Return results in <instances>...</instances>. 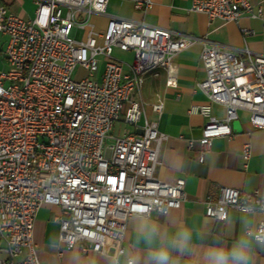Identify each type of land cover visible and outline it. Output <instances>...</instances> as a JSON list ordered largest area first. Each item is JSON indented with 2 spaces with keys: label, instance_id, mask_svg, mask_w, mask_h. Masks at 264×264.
Segmentation results:
<instances>
[{
  "label": "built area",
  "instance_id": "1",
  "mask_svg": "<svg viewBox=\"0 0 264 264\" xmlns=\"http://www.w3.org/2000/svg\"><path fill=\"white\" fill-rule=\"evenodd\" d=\"M32 1L27 19L0 7L8 65L0 71V236L7 252L0 264H41L32 231L44 204L62 211L58 241L67 249L77 244L81 252L104 251L106 238L121 243L133 215L166 214L181 205L184 179L165 182L153 175L164 134L145 116L144 102L132 95L156 69L164 70L166 86L175 88L172 59L187 46L202 43L205 78L197 86L225 109L224 118L216 119L208 104L191 106L190 112L207 117L199 158L214 137L231 135L238 109L249 113L253 127L264 129V54L244 49L239 55L196 36L172 37L168 29L119 16H110L105 29L95 31L89 17L104 13L107 0ZM134 6L146 10L151 2ZM190 10L222 22L261 16V8L253 10L249 0H192ZM114 48L132 52V61L115 59ZM77 66L87 71L79 79L73 76ZM152 109L160 113L162 102ZM120 119L141 132L113 136ZM249 154L246 143L243 159ZM227 208L264 215V189L221 186L216 197L204 201V214L215 219L224 220ZM245 231L264 233V219Z\"/></svg>",
  "mask_w": 264,
  "mask_h": 264
},
{
  "label": "crops",
  "instance_id": "2",
  "mask_svg": "<svg viewBox=\"0 0 264 264\" xmlns=\"http://www.w3.org/2000/svg\"><path fill=\"white\" fill-rule=\"evenodd\" d=\"M24 1L0 0V7L7 13L27 19L33 13L24 18L17 8ZM136 1L145 0H107L104 13L91 14L100 22H90L91 16L89 22L93 29L98 31V28L106 25L110 16H119L168 29L172 37L196 36L206 43H217L223 49L239 55L244 56V49L264 54V0H249L253 10L258 6L261 8L260 17L251 18L243 14L236 22L209 19L203 13L191 11L192 0H149L151 6L146 10L135 8ZM2 34L3 67L7 69L8 65L3 56L7 36ZM201 49L202 43L196 42L173 57L177 81L175 88L167 87L165 71L156 69L145 74L139 91L132 95L133 99L144 102L145 116L147 119L156 120L158 130L164 134L153 175L165 182H172L176 178L184 179V200L181 205L170 209L166 214L151 212L147 217L155 221L164 232L171 233L175 232L177 227H186L191 231L193 246L198 251L216 245L230 247L246 233L247 227H254L264 219V215L259 212H240L232 208L226 209L224 220L204 214L205 199L208 196L216 197L221 186L243 191L264 189V129L253 127L249 113L238 109L237 117L230 121L231 135L214 137L209 149L199 158L201 130L207 117L190 112L191 106L208 104L210 116L216 119L225 116L224 106L210 101L197 86V83L205 78L200 59ZM127 52L130 51L114 48L112 55L115 59L124 61L116 56L117 53ZM102 69L101 65L98 76ZM159 101L162 102V110L156 113L152 105ZM142 120L143 117L139 124ZM116 123L125 126L119 135L124 130L133 133L140 131L121 119L114 125ZM246 143L249 145L250 154L248 159L244 160L242 149ZM61 213L59 206L44 204L35 215L32 235L41 264H127L129 259L132 264H149L150 250L154 243H158V238L149 242L138 233L137 225L144 216L133 215L128 218L121 243L106 238L104 251L89 249L81 252L77 244L67 249L58 241V217ZM119 246L123 248L122 253H118ZM6 256V245L0 236V259ZM21 256L15 257L14 260H19ZM173 256L176 257V264H191L189 252L174 250ZM249 264H264V244L252 241Z\"/></svg>",
  "mask_w": 264,
  "mask_h": 264
},
{
  "label": "clouds",
  "instance_id": "3",
  "mask_svg": "<svg viewBox=\"0 0 264 264\" xmlns=\"http://www.w3.org/2000/svg\"><path fill=\"white\" fill-rule=\"evenodd\" d=\"M138 233L149 242L158 238L150 250L149 264H176L174 250L190 253L191 264H249L252 241L264 244V233H244L230 247L216 245L203 251L193 246L192 233L186 227H177L175 232H164L149 217L144 216L137 225Z\"/></svg>",
  "mask_w": 264,
  "mask_h": 264
},
{
  "label": "rangeland",
  "instance_id": "4",
  "mask_svg": "<svg viewBox=\"0 0 264 264\" xmlns=\"http://www.w3.org/2000/svg\"><path fill=\"white\" fill-rule=\"evenodd\" d=\"M17 8L23 14L24 18H27V17H30L32 15V13L34 11V8H35V5L30 0H25L24 3H22L21 6L18 5ZM90 22H93V23L97 24L100 21H98L97 19H95L94 16H91L90 17ZM105 26L103 28H98V31H103L105 29ZM82 34H83V30L82 29H79L77 31L76 37L78 39H80L82 37ZM3 41H4V36L0 32V69H1V71L6 70V67H3L4 66V61L2 59V45H3ZM117 55L118 56H116V58H118L120 60H124L125 62H131L132 61V54L130 52H127V53H117ZM102 60H104V59H102ZM86 74H87V71L84 70L83 68H81L80 66H77L75 68L74 72H73V76H74L75 79H79V78L85 76ZM124 127H125L124 124H122V123H116L114 125V128L111 130V134L113 136L119 135L120 131Z\"/></svg>",
  "mask_w": 264,
  "mask_h": 264
},
{
  "label": "water",
  "instance_id": "5",
  "mask_svg": "<svg viewBox=\"0 0 264 264\" xmlns=\"http://www.w3.org/2000/svg\"><path fill=\"white\" fill-rule=\"evenodd\" d=\"M139 132H141V131H139Z\"/></svg>",
  "mask_w": 264,
  "mask_h": 264
}]
</instances>
